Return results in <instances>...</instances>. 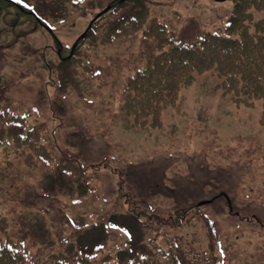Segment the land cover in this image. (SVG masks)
Returning <instances> with one entry per match:
<instances>
[{"label":"rangeland","instance_id":"rangeland-1","mask_svg":"<svg viewBox=\"0 0 264 264\" xmlns=\"http://www.w3.org/2000/svg\"><path fill=\"white\" fill-rule=\"evenodd\" d=\"M235 9L234 0H0V101L8 117H25L0 135L34 128L48 158L34 163L25 147L36 167L25 155L0 163V245H26L29 264H264L262 101L238 105L208 71L155 127L125 110L129 82L154 52L153 19L191 46L230 35ZM137 14L148 22L133 30Z\"/></svg>","mask_w":264,"mask_h":264},{"label":"trees","instance_id":"trees-1","mask_svg":"<svg viewBox=\"0 0 264 264\" xmlns=\"http://www.w3.org/2000/svg\"><path fill=\"white\" fill-rule=\"evenodd\" d=\"M236 1L235 15L229 27L230 37L209 34L199 44L191 46L175 45L164 23L152 20L147 36L154 41V52L147 66L137 72L127 88L125 109L138 124L147 126L150 119L158 124L163 107L172 106L178 100L180 91L194 82L196 74L214 71L222 79L220 86L225 94H231L238 104L252 106L255 101H262L261 122L264 126V19L255 21L252 14L253 9L264 10V0ZM147 22L145 14H137L127 27L134 30L138 26L141 29ZM129 32L127 34H131ZM167 47L170 49L166 50ZM11 109L0 101V114L5 111L7 117H0L2 130L8 127L21 128L20 123L25 119L19 115L8 117ZM32 131L36 132L34 137L30 134ZM32 131L29 134L0 135V163L12 164L14 159L25 155V147L34 152L29 157L32 162L47 161L45 150L35 140L40 136L36 129ZM29 158L26 156L29 166L36 167ZM211 220L206 219L211 244L215 242L216 245L215 223L214 219ZM178 262L176 259V264ZM27 263L26 252L21 251L17 244L8 241L0 245V264ZM46 264L70 263L58 259ZM82 264L89 263L83 260Z\"/></svg>","mask_w":264,"mask_h":264},{"label":"bare ground","instance_id":"bare-ground-1","mask_svg":"<svg viewBox=\"0 0 264 264\" xmlns=\"http://www.w3.org/2000/svg\"><path fill=\"white\" fill-rule=\"evenodd\" d=\"M54 184H55V182H51V183H49V184H48V185H49V188H53ZM51 185H52V186H51Z\"/></svg>","mask_w":264,"mask_h":264},{"label":"snow or ice","instance_id":"snow-or-ice-1","mask_svg":"<svg viewBox=\"0 0 264 264\" xmlns=\"http://www.w3.org/2000/svg\"><path fill=\"white\" fill-rule=\"evenodd\" d=\"M18 2H19V0H18Z\"/></svg>","mask_w":264,"mask_h":264}]
</instances>
